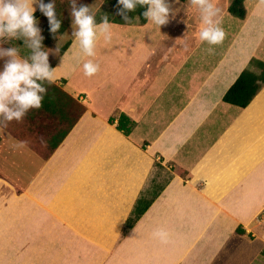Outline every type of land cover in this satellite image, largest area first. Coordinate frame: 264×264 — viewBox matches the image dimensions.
<instances>
[{
    "label": "crops",
    "instance_id": "crops-1",
    "mask_svg": "<svg viewBox=\"0 0 264 264\" xmlns=\"http://www.w3.org/2000/svg\"><path fill=\"white\" fill-rule=\"evenodd\" d=\"M247 1L246 19L225 15L232 22L221 26L231 38L227 51L209 52L197 41L194 52L181 54L176 42L185 33L175 31L171 13L164 31L148 21L111 22V38L99 34L92 57L72 38L53 61L52 83L84 99L87 110L47 163L75 166L74 180L88 169L93 177L85 189H75L76 182L71 189V175H64L54 190L56 176L41 175L18 191L20 176L0 175V264L257 263L260 246L235 229L242 211L249 221L264 210L255 195L264 184V85L244 109L223 101L253 57L264 62V0ZM6 37L2 50L9 49ZM87 60L99 64L91 76L84 73ZM121 113L136 122L129 136L109 123ZM3 136L0 128L5 144ZM7 143L6 165L16 167L21 143L15 136ZM159 159L176 172L124 232ZM35 183L48 190H34ZM158 229L168 232L167 243L153 235Z\"/></svg>",
    "mask_w": 264,
    "mask_h": 264
},
{
    "label": "rangeland",
    "instance_id": "rangeland-1",
    "mask_svg": "<svg viewBox=\"0 0 264 264\" xmlns=\"http://www.w3.org/2000/svg\"><path fill=\"white\" fill-rule=\"evenodd\" d=\"M231 1L232 0H210V2L214 3V5L220 9V13H218V16H220L221 26L229 27L230 25H232V22H228L230 25L226 24L224 19L225 15L228 16L231 15L228 11V7ZM247 2L248 1H246V6L248 7L249 2L248 3ZM43 3L45 4L53 3L54 14L56 18L61 21L60 26L64 27L65 30L63 33L58 32L55 35H51V32L47 30L48 28H50L48 18L42 12L38 11L40 13L37 16L38 18L37 26L41 29V35L43 36V40L40 45L39 51H47L49 53L48 60L50 66L53 64V61L60 54L61 48L69 40H72V38L74 37V27H75L73 24L74 17H72L71 15V10L74 6L77 8H79L82 5L89 6L90 13L94 14L95 19L101 18L100 20H102L105 15L107 16V18H114L116 16H119V9L122 6L118 4L117 0H75V4H73V0H43ZM169 3L171 9L170 13L173 15L174 19L176 20L177 27L175 28V31L181 30L180 33H182V31L183 33H185L183 39L180 42H176L177 50H179L181 54H183L182 52L184 51L186 53H188V51L194 52L196 42L197 41L200 42L199 38H195V36L199 37L198 33L202 23L201 15H200L201 9L199 7L198 0H184V1L169 0ZM256 7L258 9L261 8V6H256ZM171 14H169V16ZM248 14L250 13L248 12V8H247L246 18L248 17ZM256 15H257V11H256ZM257 17L255 16V18ZM233 19L239 20L234 16ZM125 21L126 23H129L130 18ZM132 24L135 25L141 24L139 18H135L134 23ZM168 25L169 22L165 25L160 26L161 31L167 30ZM180 25L182 27H180ZM156 26L159 27L158 25ZM47 39L49 43H46ZM230 40L231 38L225 35L223 41L219 44L209 45L207 42H202L201 44H199V46H204V43H207L208 48H214L217 51L226 48L227 51V49L230 46ZM160 44L161 47L164 46V42ZM4 45H6L9 48H16L18 55H20L23 58H30L33 52L36 51V49L31 47V38L29 37L7 36L6 40L4 41ZM185 45H187V47H185ZM241 49L242 47H240L239 45V48L237 49L236 52H242ZM161 54L162 51L160 52V56L162 57ZM254 58L255 57H253L252 59ZM7 60L9 59L0 58L1 64H5ZM251 60L249 62V65L251 63ZM254 70H256V72L260 71V69L258 68H254ZM62 82L65 83V81ZM46 87H47V91L48 90L51 92L53 91L56 94L57 100H59L60 106L63 109L62 114L60 113L54 114L53 112L46 110L44 106H41L40 108L30 109L21 120L13 119L11 121H5L3 120V117L0 116V128L2 129V133L4 132L3 137L5 138L4 140L5 144L0 142V175L20 176L22 180L17 181L18 183L16 182L18 191L25 190L24 189L25 187H28L32 182L34 183L36 180H38L41 177V175L56 176V182L54 183L55 184L54 190H58L60 189L59 188L61 186L60 184H62V181H64L63 179L64 175H68V174L71 176L69 178L70 181L69 183H67V185L71 189H73L74 182H76L77 184L80 183V186L77 185L75 189H85V185L83 186V184L93 177L91 170L89 171L88 169L86 172H84V174L86 175L83 180L82 179L74 180L71 177H73L72 173L76 168L75 166L67 165L62 167L58 164H54L55 165L54 167H50L51 164L47 163V158L52 154L53 151L52 142L58 141L63 131L64 132L69 131L70 133L72 129L71 128L72 121H74V119L78 116V114H80V111H82V107H83V111L86 112L87 105L84 99L81 100L80 98L78 99L73 98L67 93L66 94L68 95V97H64L58 95V92H55L54 91L55 89L52 90V87L49 86ZM69 96L70 99H68ZM78 120L76 121V123L78 122ZM6 133L8 134L6 135ZM14 136L17 138L18 143L19 144L21 143L20 145L21 149L17 150L16 153L17 158L20 160L17 161L19 165L16 167L10 166L9 164L6 165V160L10 155L9 153H12L11 150L8 151L6 149L8 144L7 142L9 137H11L12 139V137ZM145 145L144 148H146ZM23 162L24 163L28 162L29 165L28 166L23 165ZM70 163L71 162H68V164ZM176 169L177 168L175 166H172L171 163H166L162 159L155 161L154 169H153L154 171L152 173L151 179H149L148 184L140 194V195L143 194L142 198H144L145 202L153 201L154 198L157 195H159V192L170 181V179L173 176V173L176 172ZM40 184L41 183H35L34 185L36 187L34 188V190H39V189L40 191L48 190L47 187L43 188L42 185ZM43 185H46V183ZM255 195L257 196L256 198L257 201L260 202V203L259 202L256 203V208H259L260 206L257 205H261L262 203L264 204V184H262L261 187L258 188V193H255ZM260 209L262 211L259 210L258 213L259 212L260 213L259 214L257 213L255 218H250L249 221L248 220L245 221L244 213L242 211L241 215L236 216L239 225L237 226V229H235V232L237 234H240L242 238L248 241V245L254 244V246L257 247L260 246L257 252V257L259 260L257 261L256 264L264 263V210L262 208ZM134 210L135 207L133 211ZM243 220L244 223L242 222ZM240 222H242L243 224ZM239 229H241V232L238 231ZM69 242L73 243V241H69ZM244 244L245 242L243 240L242 245ZM251 246L252 245L246 247L247 251L248 249L251 248ZM73 247L75 250L78 248V246L77 247L73 246ZM252 263L253 260L250 264Z\"/></svg>",
    "mask_w": 264,
    "mask_h": 264
},
{
    "label": "clouds",
    "instance_id": "clouds-1",
    "mask_svg": "<svg viewBox=\"0 0 264 264\" xmlns=\"http://www.w3.org/2000/svg\"><path fill=\"white\" fill-rule=\"evenodd\" d=\"M123 7L119 13L125 20L129 17L126 10H133L137 4L147 5L143 16L159 27L169 22L170 3L169 0H117ZM201 9V26L199 29V40L209 45H216L223 41L225 31L221 27L220 9L210 0H198ZM75 4V0H73ZM42 12L49 21L50 31L56 32L60 28L61 21L54 14L53 3L45 4L43 0H0V37H29L31 47L36 49L30 58H22L18 55L16 48L7 50L0 49V56L10 57L0 69V116L5 121L21 120L30 109L40 108L47 87L44 83L51 84L56 79L55 68L49 64L47 51H39L43 40L41 29L37 26L35 12ZM71 15L74 17V41L78 43L80 50L87 56L96 55V42L99 34L105 39L111 38V27L105 15L102 22H95L94 14L90 13L87 5L79 8L73 7ZM187 47V45H185ZM214 49L208 48L212 52ZM85 75L91 76L99 70V64L92 60L83 63ZM153 235L161 242L167 243L169 234L163 229L156 230Z\"/></svg>",
    "mask_w": 264,
    "mask_h": 264
},
{
    "label": "trees",
    "instance_id": "trees-1",
    "mask_svg": "<svg viewBox=\"0 0 264 264\" xmlns=\"http://www.w3.org/2000/svg\"><path fill=\"white\" fill-rule=\"evenodd\" d=\"M184 1V0H182ZM246 1L247 0H232L229 7L228 11L229 13L240 19L244 20L246 19L247 16V6H246ZM123 6H121L122 8ZM147 5H140L137 4L136 8L133 10H124L126 15L130 18L129 23H126L125 19L123 16L119 13V16H116L114 18H108L109 22H114L117 24H132L134 23L135 18H139L141 24H145L148 19L143 16V12L147 10ZM120 8V9H121ZM40 12H37L35 15L36 17L39 15ZM101 18H96L95 22L98 24L102 22L100 20ZM50 31V28L47 29ZM64 27H61L56 30V32H51V35H55L56 33L60 32L63 33ZM46 43H49L48 39L46 40ZM71 44V40H69L60 50V54H64V52L68 49L69 45ZM53 67V65H51ZM254 68L260 69L259 72H256ZM46 86L52 87V90L55 89V92H58V95L68 97V95L63 92L58 86H55L53 83L47 84V82H44ZM264 85V62L260 61L258 59H252L250 65L241 73L237 81L231 88L226 92L223 100L226 103H230L232 105L241 107V108H246L248 105H250L255 99V96L258 94L260 91L261 87ZM70 99V96L69 98ZM253 100V101H252ZM42 106L50 112H53L54 114L60 113L62 114L63 109L60 106L59 100H57L56 94L52 91H47V93L44 95V99L42 101ZM85 111H80V114L72 121L71 128L74 126L76 121L82 116V114ZM110 124L116 123L117 130L123 133L125 136H129L136 125V122L132 120L129 116H127L124 113H121L118 117H111L109 119ZM69 131H63L61 133V137L58 139V141H53V147L52 149L55 150L57 147L62 143L64 138L67 136ZM181 173H188L185 172L183 169H180ZM163 189V188H162ZM154 201V200H153ZM145 202L144 198H139L137 200V203L135 205V210L132 212L130 217L126 221V227H125V232L128 230L132 229L135 224L140 220L142 215L149 209L151 206L152 202ZM134 215V216H133ZM241 232V229L238 230Z\"/></svg>",
    "mask_w": 264,
    "mask_h": 264
},
{
    "label": "bare ground",
    "instance_id": "bare-ground-1",
    "mask_svg": "<svg viewBox=\"0 0 264 264\" xmlns=\"http://www.w3.org/2000/svg\"><path fill=\"white\" fill-rule=\"evenodd\" d=\"M264 205V204H263Z\"/></svg>",
    "mask_w": 264,
    "mask_h": 264
}]
</instances>
